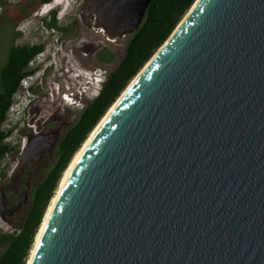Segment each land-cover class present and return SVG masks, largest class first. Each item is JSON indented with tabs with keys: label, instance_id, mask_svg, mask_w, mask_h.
Masks as SVG:
<instances>
[{
	"label": "water",
	"instance_id": "water-1",
	"mask_svg": "<svg viewBox=\"0 0 264 264\" xmlns=\"http://www.w3.org/2000/svg\"><path fill=\"white\" fill-rule=\"evenodd\" d=\"M150 3L96 0L95 28L133 35ZM113 107L29 264H264V0H197ZM58 142L25 136L12 182Z\"/></svg>",
	"mask_w": 264,
	"mask_h": 264
},
{
	"label": "trees",
	"instance_id": "trees-1",
	"mask_svg": "<svg viewBox=\"0 0 264 264\" xmlns=\"http://www.w3.org/2000/svg\"><path fill=\"white\" fill-rule=\"evenodd\" d=\"M196 1L151 0L144 22L130 37L120 64L107 77L98 96L81 113L79 120L61 137L54 158L47 162L31 186L25 205V218L12 233L1 236L0 243L6 248L0 256V264L28 263L47 210L73 159L130 83L170 38ZM42 2L50 4L53 0ZM4 6V0H0V7ZM52 17L53 22L49 28L65 31L66 28L58 26L55 14ZM44 51V44L34 48L28 45L12 47L9 61L0 71V162L18 150L9 141L14 130L6 129L5 126L21 90L22 80L33 73L30 62ZM114 58L110 53L104 57L107 63H112Z\"/></svg>",
	"mask_w": 264,
	"mask_h": 264
},
{
	"label": "rangeland",
	"instance_id": "rangeland-1",
	"mask_svg": "<svg viewBox=\"0 0 264 264\" xmlns=\"http://www.w3.org/2000/svg\"><path fill=\"white\" fill-rule=\"evenodd\" d=\"M32 1L33 0H4L5 6L2 8L0 7V71L6 61L8 42L11 38L16 37V33H20L18 34L16 41L19 45L44 44L45 53L43 57H40V62H42L45 58H51L52 61H49V65L52 63L54 68L46 87L51 90V85L57 82L60 91L63 93L66 91V88L69 89V86L78 92H82V88L86 90L89 98L78 95V104H81L73 109L76 112H81L84 107L87 106V101L94 98V95L97 93L96 91L98 90V86L93 83L94 78L97 77L102 81L106 80V77L104 76L100 78V75H95L96 72L94 70L101 68L103 71H106V76L111 74L120 64L129 39H120L116 43L106 42L105 48L107 51L114 54L116 59L113 64L102 65L99 67V64L95 61L94 57L85 56L81 45L76 40L74 35L76 27L75 21H73L71 25L73 28L72 32L62 34L58 31L50 30V28L47 27L45 23H42V21H40L35 14L27 20H24L23 8H25V10L28 9ZM75 3L76 0H53L52 4L43 8L39 14L41 15L42 13H45L52 7H61L58 20L61 19V23L65 24L70 22L68 17L74 11ZM64 16L66 20L68 19L67 21L62 20ZM62 71L63 74L61 73ZM82 71L84 73H88L90 75L89 78H93V81L90 80L92 85L88 84L87 82L89 80L87 81L86 79L85 81H82L81 79L75 80L77 74ZM90 86H92L91 89ZM53 104L54 103L52 102H42L40 105H42V108L47 109L49 113H51L50 110L53 109ZM16 110L17 108L15 107L14 110L11 111L9 121L7 122L5 128L14 130V134L9 141L13 145H16L18 150L13 154L8 155L0 162V190L4 191L6 197H8L7 189L12 192H14V190L15 192L16 190H19V193L17 194V198H19L27 185L31 188V186L36 182V179H38L42 173L43 168L46 167L47 162H50L54 158L55 153L47 152L40 162L32 163L26 169L25 173L21 175L16 182L12 183L11 175L18 163L23 139L28 134L30 129L29 127L33 126V121L31 124L29 121L30 116H28L27 111H25V114L22 112L20 117L18 116L17 120L14 112ZM26 214L27 208L24 206L19 211L15 212L13 216H4V219L0 217V238L3 234L12 233L16 226L25 218ZM5 248V245L0 243V256L5 251Z\"/></svg>",
	"mask_w": 264,
	"mask_h": 264
},
{
	"label": "flooded vegetation",
	"instance_id": "flooded-vegetation-1",
	"mask_svg": "<svg viewBox=\"0 0 264 264\" xmlns=\"http://www.w3.org/2000/svg\"><path fill=\"white\" fill-rule=\"evenodd\" d=\"M95 2L96 0H78L77 3L74 5L75 7L74 11L68 17V19H70V22L62 24L61 19L58 20L59 19L58 15L61 11V7L49 8L45 13H42L43 15L42 14L40 15L39 14L40 11H42L43 8L47 7L45 5L49 6L52 3L45 4L42 2V0H33L30 6L28 7V9L25 10V8H23L24 20H27L28 18H30L32 15L35 14V16L40 21H42V23H45L47 27H50L51 23L53 22L52 16L53 14H55V18H56L58 26L60 28H66L65 31L57 30L59 33H62V34H67L69 32H72L73 28L71 25H72V22L75 21L76 27L74 30V35L78 43L81 45L82 51L84 52L85 56L94 57L95 61H97V63L99 64V67L102 65H110V64H113L116 57L114 54L107 51V49L105 48V44L106 42L116 43L117 41L109 40L107 38V35L103 31L96 30L95 25L97 22H96V16H95ZM62 20L63 21L66 20L65 16L62 18ZM50 30H53V29L50 28ZM18 34L20 33H16L15 34L16 37L11 38V40L8 42V50L6 53V61L4 65L9 61L10 51L12 47L27 46V45H19L16 43ZM131 36L132 35H127L126 37L122 39H127V38L130 39ZM37 45L39 44H32L28 46L30 48H34ZM44 53L45 51L42 54ZM107 53L114 55L115 58L112 63H107L105 61L104 57ZM42 54L37 55L30 62L29 66H30L31 71H33V73L26 76V77H33L37 73H39L42 69H44L45 71L44 74L41 76V78L37 81L36 85L31 89L30 91L31 94L27 101L28 106H27V109H25V111L28 112V116H30V119L33 121V126L29 127L30 129L26 136L39 135V136H49V137H60L61 139V137L79 120L81 113L96 97L94 95V98L89 99L87 101L88 102L87 106L84 107V109L81 112L74 111L73 110L74 107H77L78 105L81 104V103L78 104V95H80L81 97L85 96L86 98H89L88 95L82 94L81 92L74 90L71 86H69V89L66 88V91L63 93L60 91V88L57 85V82L52 84L50 87L51 90H49L46 87V85H47V82H49L51 73L54 68H53L52 63L51 65H49L48 61L50 59L45 58L42 63L43 65L40 63L41 61L40 57ZM94 71L96 72L95 75L97 76L100 75V77L104 76L106 77V79L110 75L109 74L108 76H106L107 75L106 71H103L101 68L95 69ZM61 73L63 74V71ZM102 86L103 85H101V88ZM42 102L54 103L53 109L50 110L52 114L49 113V111L45 108H42V107L40 109L37 108L38 106H42L40 105ZM82 107H83V104H82ZM31 108L33 109L32 114L30 112ZM25 111H24V114H25ZM18 193H19V190H16V192L14 190V192H12L11 190L7 189L8 197H7L6 205L4 208L5 210L4 216L14 215V213L12 212V209L15 205L18 204V200H19V198H17Z\"/></svg>",
	"mask_w": 264,
	"mask_h": 264
},
{
	"label": "clouds",
	"instance_id": "clouds-1",
	"mask_svg": "<svg viewBox=\"0 0 264 264\" xmlns=\"http://www.w3.org/2000/svg\"><path fill=\"white\" fill-rule=\"evenodd\" d=\"M77 1L78 0H76V3H77ZM75 3V4H76ZM44 56V54H42L41 55V57H43ZM47 59H51V58H47ZM49 61H52V59L51 60H49ZM48 61V62H49ZM41 64L43 63V61L42 62H40ZM44 69H42L39 73H37L35 76H33V77H25L23 80H22V83H21V85H22V87H21V90L19 91V93L17 94V96H16V103H15V105L13 106V109H12V111L14 110V108L16 107L17 108V110L16 111H14L15 112V114H16V119H18V116H19V113H18V111H19V108L20 107H22L23 105H24V102L26 101H28V99H29V97H30V94H31V89L36 85V83H37V81L41 78V76L44 74ZM81 72L79 73V74H77V77H75V80H77V79H81L82 81H85L84 79H82L81 78ZM89 74L88 73H86V80L88 81L87 83L88 84H91L92 85V82L91 81H93V78L92 77H90L89 78ZM89 79H88V78ZM78 80V81H79ZM91 80V81H90ZM94 82L93 83H95L97 86H98V89L100 88L101 89V85H103L104 83H105V81L103 80L99 85L97 84V81L99 80V78H97V77H95L94 78ZM91 87L92 86H90V89H91ZM87 89V88H86ZM90 89H89V91H90ZM97 92V91H96ZM82 94H85V95H88V93H87V91L86 90H84L83 88H82V92H81Z\"/></svg>",
	"mask_w": 264,
	"mask_h": 264
},
{
	"label": "bare ground",
	"instance_id": "bare-ground-1",
	"mask_svg": "<svg viewBox=\"0 0 264 264\" xmlns=\"http://www.w3.org/2000/svg\"><path fill=\"white\" fill-rule=\"evenodd\" d=\"M80 76L82 77V79L84 78V80H85V78H86V73L81 72V75H80ZM100 78H101V77H100ZM94 81H95V80H94ZM101 82H102V80L99 79V80L97 81V84L99 85ZM123 94H124V93H123ZM41 107H42V106H38L37 108L40 109ZM113 109H114V107L112 106L111 109L108 111L107 115L104 117V119L101 120V122L98 124L97 128H95V130L93 131V133L90 135L89 139H88V140L86 141V143L83 145L82 149L77 153V155H76L75 158L73 159L71 165L69 166L68 170H67L66 173L64 174V177H63L62 181L60 182V186H59V188H58V191H57L55 197L53 198V200H52V202H51V204H50V206H49V209L47 210V213H46V215H45V217H44L43 223H42V225H41V227H40V230H39V233H38V235H37V237H36V240L39 239V237H40V235H41V233H42V231H43V228H44V226H45V224H46V222H47V219L49 218V215H50V213H51L52 207H53V205H54V202H55V200H56V197H57V195H58L60 189H62V187L64 186V184H65V182H66V179H67L68 176L70 175L71 171L73 170V168H74L75 164L77 163L79 157L81 156L82 152L84 151V149L87 147L88 143L90 142L91 138L93 137V135L96 133V131L99 129V127L102 125V123L105 121V119L108 117V115L110 114V112H111ZM33 251H34V247H33V249H32V252H33ZM32 252H31V254H32ZM30 257H31V256H30ZM29 261H30V258H29ZM29 261H28L27 264H29Z\"/></svg>",
	"mask_w": 264,
	"mask_h": 264
},
{
	"label": "built area",
	"instance_id": "built-area-1",
	"mask_svg": "<svg viewBox=\"0 0 264 264\" xmlns=\"http://www.w3.org/2000/svg\"><path fill=\"white\" fill-rule=\"evenodd\" d=\"M45 6H48V5H45ZM45 6H44V7H45ZM99 91H100V88L97 90V93H96L95 97L98 96ZM27 106H28V104H27V102L25 101V102H24V105H23L22 107L19 108V111H18V113H19V117H20L21 113L24 112L25 109H27ZM17 120H18V119H17Z\"/></svg>",
	"mask_w": 264,
	"mask_h": 264
}]
</instances>
